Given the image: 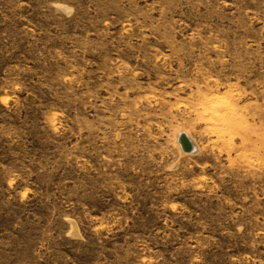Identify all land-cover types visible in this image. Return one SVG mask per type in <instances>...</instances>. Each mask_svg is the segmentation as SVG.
<instances>
[{"label":"rangeland","instance_id":"1","mask_svg":"<svg viewBox=\"0 0 264 264\" xmlns=\"http://www.w3.org/2000/svg\"><path fill=\"white\" fill-rule=\"evenodd\" d=\"M0 264H264V0H0Z\"/></svg>","mask_w":264,"mask_h":264},{"label":"bare ground","instance_id":"2","mask_svg":"<svg viewBox=\"0 0 264 264\" xmlns=\"http://www.w3.org/2000/svg\"><path fill=\"white\" fill-rule=\"evenodd\" d=\"M216 108H217L216 104H212L211 107H210V109H216ZM215 111H216V110H215ZM191 145H192L191 141L189 142L187 139H185V147H187V149H188V148L191 147ZM182 146H183V145H182ZM183 147H184V146H183Z\"/></svg>","mask_w":264,"mask_h":264},{"label":"clouds","instance_id":"3","mask_svg":"<svg viewBox=\"0 0 264 264\" xmlns=\"http://www.w3.org/2000/svg\"><path fill=\"white\" fill-rule=\"evenodd\" d=\"M64 7H66V6L58 5V9L61 10V11L63 10ZM73 11H74V10H73Z\"/></svg>","mask_w":264,"mask_h":264},{"label":"water","instance_id":"4","mask_svg":"<svg viewBox=\"0 0 264 264\" xmlns=\"http://www.w3.org/2000/svg\"><path fill=\"white\" fill-rule=\"evenodd\" d=\"M182 143H183L184 148L187 149V147H185V140H183Z\"/></svg>","mask_w":264,"mask_h":264}]
</instances>
